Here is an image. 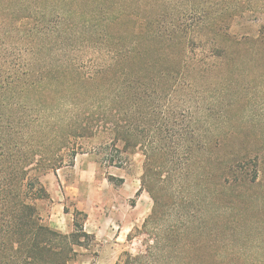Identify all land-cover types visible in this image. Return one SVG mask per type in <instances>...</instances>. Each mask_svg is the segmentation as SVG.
<instances>
[{
    "label": "trees",
    "instance_id": "trees-1",
    "mask_svg": "<svg viewBox=\"0 0 264 264\" xmlns=\"http://www.w3.org/2000/svg\"><path fill=\"white\" fill-rule=\"evenodd\" d=\"M156 2L0 0V264H70L79 248H87L85 240L94 241L84 230L85 211L73 209L74 229L65 234L48 224L39 205L50 199L42 178L63 164L62 152L74 157L82 150L80 140L102 132L108 146L124 154L117 160L112 155L111 165L120 167L137 149L144 152L141 186L153 203L142 224L152 242L143 254L124 251L114 264H185L187 214L172 220V209L164 210L168 199L154 169L158 153L166 152L172 164L167 174L179 186L175 213L185 204L190 176L198 175L194 161L203 145L186 138V124L154 123L156 85L170 90L160 78L184 74L193 36L201 35L197 25L211 27L210 55L216 59L230 55L221 42L246 38L230 32L237 13L228 6L211 17L193 5L164 18L167 12ZM162 2L168 11L176 4ZM180 81L185 86L181 76ZM252 162L246 155L220 158V186L255 183Z\"/></svg>",
    "mask_w": 264,
    "mask_h": 264
},
{
    "label": "rangeland",
    "instance_id": "rangeland-1",
    "mask_svg": "<svg viewBox=\"0 0 264 264\" xmlns=\"http://www.w3.org/2000/svg\"><path fill=\"white\" fill-rule=\"evenodd\" d=\"M192 1L193 4L191 0H176L171 11L164 9L162 0L156 3L160 12H167L164 18L168 13L188 12L193 5L207 9L211 17L219 8L228 6L237 13L230 23V32L246 39L221 42L230 55L216 59L210 55L211 27L205 23L200 29L197 25L201 35L193 36L184 74L170 81L159 77V84L166 80L171 89L156 85L154 123L176 120L186 124V138L203 146L197 148L194 161L198 175L190 176L192 186L184 190L185 204L175 213L179 186L174 176L167 174L172 164L168 165L164 151L158 153L155 178L159 180L162 197L168 199V208L164 210L172 209V220L181 213L187 214L189 245L185 264H264V0ZM187 21L193 24V20ZM83 62L90 66L91 58L86 56ZM180 76L185 86L179 83ZM144 126L148 125L142 126L147 133ZM211 137L217 138L215 143L205 146L204 141ZM107 141L104 132L80 140L82 150L74 157L63 151V164L42 178L50 196L39 205L44 218H48L55 200L62 199V181H67L75 183L74 189L68 187L67 191L74 190L85 199L82 207L91 211L95 203L99 213L104 217L113 215L118 225L114 224L118 229L114 237L106 235L109 228L104 229L99 246L85 240L91 251L79 248L76 260L70 264H114L124 251L143 254L152 242L142 228L153 204L149 192L141 186L144 152L135 150L129 160L117 167L109 163V158L113 155L117 160L124 154L108 146ZM241 155L252 158L257 179L253 184L238 183L224 190L220 186L218 162L220 158ZM63 202L73 211L74 203L69 197ZM93 249L99 253L93 254Z\"/></svg>",
    "mask_w": 264,
    "mask_h": 264
},
{
    "label": "crops",
    "instance_id": "crops-1",
    "mask_svg": "<svg viewBox=\"0 0 264 264\" xmlns=\"http://www.w3.org/2000/svg\"><path fill=\"white\" fill-rule=\"evenodd\" d=\"M63 183V187L61 190V198H57L55 202L52 204V208L50 211V214L47 218L48 224L55 230L60 231L65 234H69L73 231L74 226H73V215H72V210L69 209L67 212H65V203L63 202V199L65 197H69L71 201H73V205L71 207L77 208L79 210H83L87 213V219L84 222V230L94 236V241L92 242L95 246H99L102 239H101V234L104 231L105 228H109L106 231V235L108 237H114L116 236V231L118 229L114 228L115 223L113 215H109L104 217L101 213H99L98 210V205L95 203L92 204L91 211L87 210L86 208L81 206L82 202H85V199H81L80 196L76 193V191L68 192L67 188H73L75 187L74 182H67L66 184ZM70 195V196H69ZM67 207V206H66ZM114 221V222H113ZM118 226V225H117ZM120 227V225H119ZM109 231V232H108ZM111 233V234H110ZM85 252L91 251L89 247L84 248ZM93 254H98L99 251L93 249L92 250Z\"/></svg>",
    "mask_w": 264,
    "mask_h": 264
}]
</instances>
